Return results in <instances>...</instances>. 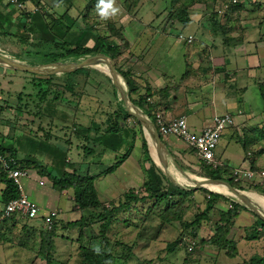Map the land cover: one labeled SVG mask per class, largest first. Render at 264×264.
Returning a JSON list of instances; mask_svg holds the SVG:
<instances>
[{"label":"rangeland","instance_id":"1","mask_svg":"<svg viewBox=\"0 0 264 264\" xmlns=\"http://www.w3.org/2000/svg\"><path fill=\"white\" fill-rule=\"evenodd\" d=\"M37 1H39V4L38 3L37 4L40 7H42V9L40 10L48 12L49 14H52L51 10H53L56 15H61L65 11L64 6L60 5V7L59 6L57 7L58 2H55V0H52L53 6L47 5L46 3L42 5L41 0H35V2ZM128 1L131 3V0ZM203 1L211 4L210 2H212L213 0L212 1L203 0ZM81 2L85 3V0H82ZM146 2H148V6L152 5L150 0H147ZM170 2L171 0H161L158 3L160 6L167 7L166 8L167 10L168 8L170 9L171 7L172 9L175 8L176 10L178 8V4L175 3L173 4ZM205 2L194 6V8H192L191 10L192 11L196 10L195 13H197L198 11H202L204 9ZM118 5L119 2L117 3V6ZM85 6L86 7L83 8L85 10V13L93 9L92 10L93 15H91V17H95L96 14H94V11L96 12V9H94V7H91L87 10L88 5ZM78 7L80 8V5H78ZM119 7H121L122 9L121 13H123L127 7L131 9V4L127 3L124 6L120 4ZM75 8L76 7H74V9ZM251 8H252L251 10L252 12H249L245 17L243 16V14H240V16L243 17L242 18L243 22L245 21L244 24L249 23L246 17H251L254 18L255 20L260 19L262 17V13L264 12V7L259 8L253 6ZM0 9L3 12H8L7 8L4 5H0ZM146 9H148V7H146ZM126 11H130V10H126ZM18 12L19 11L16 12L13 11L12 17L13 18L16 17V15H18ZM121 13L109 19L108 21L112 22L116 18L117 20L122 22L123 18H128V15L133 14L134 12H125L126 15H122ZM168 14L169 13L167 12V15ZM234 16L235 15L227 14L226 17L223 18V22H230L231 18H234ZM98 17H95V19H93V21L95 20L98 23L97 24L98 28L96 29L99 30L101 28V33H103V35H106L107 33L103 32L107 28L106 24L105 22H102L103 20L99 19ZM140 17L144 21L147 20L149 21V19L145 15H141ZM77 18H78L77 24L76 26H74V28L79 32L86 24H88V22H85V20L82 21L83 13L77 14ZM232 20H236V18ZM89 21H91V19ZM256 21L255 23H257ZM137 22L141 23V21L138 20ZM236 23L238 26H240V20L239 22ZM123 24L125 25L126 22H123ZM11 26L12 25L10 24L9 20L6 22L0 21V52L7 54L8 56L17 58L20 57L17 56V53L22 52L21 51L22 47L19 45L18 42H15L10 36L3 33L5 31L7 32L10 31L15 33L18 32L16 25H13L12 27ZM91 28H93L92 24H90L89 27L85 29L86 34H94L92 36L96 39L97 30ZM54 29H57V26H55ZM241 29L242 32L243 30L245 31V29L247 28L243 27ZM190 32H192L195 35L196 40L192 44L190 43L187 44V46L188 47H194L195 45L199 46V43H202V40H200L201 42H199V39H203L201 36V32L199 30L186 28L184 30V35H187ZM157 34L158 33L156 32V36ZM162 38L163 39H161L158 43H163L162 41L165 39L164 37ZM34 41H36L37 43L36 47L34 46L31 49L41 50L42 47L41 40L39 41L33 40V42ZM155 41H157V38H155ZM158 43L152 44L153 46L149 48V49H154V52L153 50H150V52L149 49L147 50V52H149V55L148 57L146 56V59L147 61L148 60L150 61L152 67V69L148 71L149 74L151 73V71L152 73L160 74L163 71L164 63L166 62L165 60H162V57L169 58V55H171L173 51L167 48L166 46L163 47L161 46V44L158 45ZM203 43L207 44L209 48L213 46V49L205 50V54L207 55V57H210L212 54H221L222 56H224L223 53H221V51L216 47L217 44L215 45L214 43L205 40ZM179 47H180L179 54L181 56L183 53L181 51L182 47L181 46ZM246 49L248 51H251L249 47H247ZM125 50H126L125 47H120L121 54L118 56L119 58H117V64L120 68L123 69V71L129 72V74L131 73L134 74V71L140 70V68H142L143 66L142 63L145 64V62L147 61L142 60V62L140 63V61H136L135 58L133 59L132 57L131 58L128 57L127 54L123 52ZM125 54L127 56L126 58H125ZM36 59L37 57H35L34 60ZM243 59L247 60V58H243ZM179 60L181 61V58H179ZM206 60L209 61V59L207 58ZM208 61H206L207 63L206 62L203 63V66L209 64ZM188 64H190V62ZM84 69L87 70L90 69V70L89 72L87 71V72L74 74L73 79L70 78L68 79V83L75 82L76 86L75 87L72 86V88H70L69 86L68 89H66V91L63 94L64 96L66 95V97L68 98L67 99L68 106H66L65 104H60V106L65 107L66 109L70 107L71 110L74 109L79 111V109H81V111L85 112L87 116L94 118L93 124H98L100 122L102 124H105L110 120V115H109L110 112L112 111L114 112L120 107L124 108V106L116 94L117 92L112 83L113 82L112 77L107 71H105V69L101 67L100 68L90 67ZM92 72L98 73L100 76L96 75L98 80L94 79L93 81L94 83L92 82L91 84H88L87 82ZM20 73L25 74V72L23 71L17 72V70L6 68L0 65V94L6 97L13 95V97H10L11 98L10 100L8 99V102H4V105H7L9 102L12 103V107L10 109L8 108L4 112L3 118L1 119L10 121L11 124L9 125L10 127L14 126L12 127V131H11V129L6 125V123H2V125H0V141H3L2 137L8 135L5 137V140L10 139L11 142L9 144L12 145L13 142L16 141V139H20L23 137H32L34 135H37L38 133L41 134L42 131L37 130V128L39 127V123L43 124L46 120H48L46 117H44L46 114H48L47 102L46 105L44 104L43 106L42 104L41 108H39V109L45 108V112L39 111V113L35 114L34 102H32V104L29 107L30 109L29 111H31V113H28L27 110H23L22 112L17 111V106L19 104L17 95L23 83L22 75ZM259 75L260 72L258 73V76ZM123 77L125 76L123 75ZM53 78L56 81V83H53L50 86L47 101H51V99L53 98V93H55L58 83H66V80L64 79L65 74L56 75ZM224 79L226 78L222 76L220 78V81L223 82L222 80ZM237 81L238 80L236 81L232 80V82H229L230 89H228L229 92L228 94L230 95V97H232L235 93L241 95L243 94L245 98V94L242 93L244 91V86L240 85L234 87ZM240 82L241 84H246L245 77H242ZM219 87L220 86H218V89ZM233 87H234V91L232 90ZM222 89L224 92L226 91V88H222ZM246 96L247 99L245 98L246 100H244L243 102L241 101L238 102L235 100L234 101L235 106H232V102L229 99L225 102L226 110H230V113L233 114L236 121V125L233 128H227L223 131L222 137L216 149V154L218 157H220V160H225L230 162L229 163L230 165L235 166L236 168H240L243 172L250 170V168L251 169L254 168L253 170H255V172H258L264 170V111H263L264 101L260 96L259 90L254 87H249V93H247ZM130 97H131V93H130ZM132 97H137V94H133ZM218 101H220V99ZM93 103L95 105H93ZM82 107H85V110H82ZM243 108H244V113L242 112L239 113V111ZM34 114H35V118L37 119L36 122H33ZM134 118L132 116V118L128 120V122L132 126L136 125V120ZM201 126L202 125H196V127H192L189 124V130L192 133L199 134L202 131ZM80 129L81 132L78 131L79 132L78 138L75 137L76 135L75 136H72V134L68 135L70 137L69 139L73 140V147H75V144H77V141L75 139H78V141H80L79 144H81L82 142L87 143L85 139L86 136L84 134L85 130L83 128ZM128 130L131 132L129 128L122 129V132L124 133L123 135L126 137L129 135V132H127ZM231 131H234V133L232 134L233 138H230ZM60 138L62 141L59 142H63L64 138L63 137ZM165 138L170 146L172 142L173 143L177 141L182 142L176 136H168ZM245 141L248 143L246 147L244 144ZM126 148L123 146L121 150L118 149L116 153H113L114 157L111 158L109 162L113 163L115 160V155L121 156L125 152ZM140 151L138 150V148L135 149L134 157L136 159L138 158L137 153H139ZM176 155L179 158L176 159L177 164L187 173L193 172L198 176L211 177L208 176V173L205 172L206 170L205 167H202V165H198V161H199L198 155L194 151H192L189 147L186 148V157L189 161L182 160L179 154ZM72 158H74L75 160L77 159V157L74 156ZM175 168L176 167H173V171L175 172V175L179 177L183 185L189 183L192 184L191 180H188V178L185 175H183V173H181V171H179L178 168L176 169ZM192 177L194 178V176ZM111 180L112 178L110 179L109 176L104 177L103 180H98L97 188L99 190H102L101 187L109 186L111 184L110 183ZM166 180L168 181V179ZM235 180L239 181V179H235ZM242 181H244L245 184L248 185L252 184V185L249 189H243V188L240 189L247 190L264 197L263 195L264 182H262L260 178L248 180L247 178L244 177ZM168 182L170 183V181ZM116 186L118 187L119 190L122 189L121 186L119 185ZM187 186L192 187L191 185H187ZM111 187L114 186L111 185ZM257 187L260 188L256 189ZM118 189L114 188L113 190L115 192H118ZM201 189H206L207 191H211L210 189L205 187H200L198 189H190L189 191L197 190V192L195 191L194 194H191L190 197V199H192L193 201H195V203L196 202L197 203L196 204L194 203L193 204L194 207L191 208V210H189L188 212L186 211L185 214L183 212V210L185 211L184 208L185 206L181 203V200L180 202L178 201L179 199L178 197H176L174 200L169 199L164 203L163 202L159 203L156 199L153 200L151 198L141 199V200L139 199L140 201L132 200L130 207L124 210H120L121 212L119 213L120 220H118L119 217H117L116 219L108 221L107 219H103L99 215L100 213L97 212L95 209L84 210L83 218L85 219L84 225L86 226L80 227L82 229L79 228L68 229V227L66 226L67 222L63 223V228H60V226H58V228H60L59 231L60 234H63L64 237L67 235V237L64 241V239H62L60 236L59 240H57L58 247H56V245L54 244L53 250L50 251V255L51 257H53L52 264H81L84 247H88V248L95 247L97 249L104 248L105 251L111 252L114 255V257H116V259H118V257L120 256L118 261L121 264H235L250 260L251 256L254 254H259L263 256L264 255V225L257 226V230L260 232V237L256 241L249 240L253 235L252 234L253 227L254 225H256L255 222L258 221L257 217L259 216H257L252 211L248 210L244 205L236 201L235 198H233L227 192L221 194L224 198L220 199L218 203V208L213 209L209 212L207 219L203 220L200 224H192L189 225L188 227H186L185 225L183 226L182 224L183 218H180V216H184L185 218V216L187 215V219L185 221H191V220L193 221L194 216L198 213L196 208H203L204 206H201L202 202L205 201V197L206 199H208L209 195L206 194L205 191H202ZM215 192L217 193V191ZM138 193L139 194L137 195H139V197L146 194L144 192V188L142 189L139 188ZM125 200L126 198H124V200L121 201L119 204L124 203ZM113 206H115L114 203H112L109 209H111ZM230 206L236 207L238 208V210H241L239 209L240 207L242 208L245 207L246 209H242L240 211L241 214L237 218L236 225L232 229H229L230 230L229 232H227V230L225 231L222 229L224 227L223 225L225 224L224 221L221 220L220 218L221 217L220 209L221 208L226 209ZM3 208H4V201L2 200V202L0 201V215L2 213ZM166 212H168V215L171 218L170 220H166L162 217V214L164 215ZM15 217L17 218L9 217L8 219H4L3 221L0 222V235L3 233L1 232L2 230L1 226L3 225L4 229H6L5 233H3L5 239L13 243V245L5 244V246L3 247L4 251L8 253H14L11 259H14L15 264H32L31 260L33 259V257H35L32 255V251L36 254V256L39 255L38 257L42 258L41 261L38 262L37 264H47V260L45 256H43L42 253L39 251L40 241H38V235L35 233L38 232L37 229L38 230L40 229L39 228L35 229V227H33L30 224L29 219L23 216L18 215ZM69 218L70 217H67L65 218V220L67 221L69 220ZM104 220L106 221V223L107 221L109 223V229H107L106 232H104L102 229L104 225L103 224ZM126 220L128 221L126 222ZM219 227L222 231L219 229ZM31 229H35V230L33 231ZM41 229L46 230L49 228H47V226L45 227L42 224ZM29 233L31 234V236H28ZM33 234H35V237H33ZM218 235L224 237L228 241L234 242V244L237 247V254L234 255V257L229 256V252H231L233 248V247L231 248V246H233V244L228 245L226 249V247H224L222 243H220L219 245L217 243L211 242V239L217 238ZM70 239L74 240V243H72V240ZM176 240H180V241L176 242ZM107 241H109V243H107ZM63 243H67V244L63 246ZM24 245H26L28 249L24 247ZM168 246H171V248ZM47 248L51 249V247L49 246L46 247V250ZM228 248L230 249V251L228 250ZM128 254L130 257L127 256ZM47 255H49V253H47ZM0 258L3 260L1 256V252H0Z\"/></svg>","mask_w":264,"mask_h":264},{"label":"crops","instance_id":"2","mask_svg":"<svg viewBox=\"0 0 264 264\" xmlns=\"http://www.w3.org/2000/svg\"><path fill=\"white\" fill-rule=\"evenodd\" d=\"M66 1L69 4H72V0H61L58 3L57 7L61 4L64 6L68 5V3L66 4ZM81 1L82 0L72 1L75 5H73L72 8L68 9L69 14L76 20L78 19L77 14L80 13H83V17L84 15H88L87 18L91 19V15H93V9L85 13V10L83 8L86 7V4ZM146 1L147 0H131L130 3L128 0H116V3L119 2L118 6H120V4L122 6L127 3L131 4V9L127 7L124 12L121 13L122 15H126L125 12H134V15H128V18H123L122 22L115 18L113 20V24L118 31L120 30L119 32L121 33V36L126 39L125 41L129 43V48L127 50L128 57H132L133 59L135 58V60L140 61V63L142 62V60L147 61L146 56L148 57L150 50H153L154 52V49L149 48L153 46L152 44H157L161 39H163L162 37H164L165 40L162 41L163 43H158V45L161 44V46H166L170 50H173L172 54L169 55V58L162 57V60H165L166 62L164 63L163 71L160 74L152 73V71V74H149L148 71L152 69L149 60L145 62V64L142 63L143 66L142 68H140V70H135L136 72L134 71L137 76H134L133 78L141 87V91H146V86L149 85V87H151L154 91V99H156L157 102L161 103V106L156 110L155 114L161 112L167 119L186 116L188 123L192 127H196V125H202V130L206 125L213 123V119L216 114L230 112V110H226L225 104L228 99L232 102V106H235V100L238 102H243L247 99L246 95L247 93H249V87L257 88V82L262 80L264 81L263 18L256 19V21L254 18L246 17L249 23L245 24L244 27L247 29H245V31L243 30L242 32L241 26L244 25L245 21H242V25L240 24L241 26L237 25L235 29L231 28L229 32L227 30L218 32L219 26H206V24H204V11H198L197 13H195L196 10H194L191 12V18H193V20H191L187 25H183L177 22V24H174V27H171L170 29L164 31L163 27L165 25V20L168 12L166 9L167 7L159 5L158 2H160L161 0H150L152 3L151 6H148V2ZM78 5H80V8L78 7ZM74 7L76 8L74 9ZM77 7L79 9H77ZM146 7H148V9H146ZM251 10V7L246 8L242 12L243 16L245 17L249 12H252ZM51 11L52 14H55L53 10ZM94 13L97 12L94 11ZM141 15H145L149 19V21L142 20V18L140 17ZM263 15L264 12L262 13V17ZM232 19L234 18H231V20ZM137 20L141 21V23L137 22ZM82 21H84V19H82ZM255 21L257 23H255ZM123 22H126V24L124 25ZM215 27L217 29L212 30ZM186 28L199 30L201 32V36L203 39H199V42H201L200 40H202V43H199V46H187V44L189 43H194L196 37L192 32L184 35V30ZM103 32H106V35L109 36L110 39H118V35L112 36V33L108 28H106ZM156 32L158 33L157 36ZM92 35L94 34H84L81 38L82 43H88L89 45L94 43L95 38ZM189 37H193V40L188 41ZM155 38H157V41H155ZM204 40L212 42L215 45L217 44L216 47L221 51V53H223L224 56H222L221 54H212L210 57H207V55L205 54V50L213 49V46L209 48L207 44L203 43ZM179 46L182 47L181 51L183 53L181 56L179 54ZM247 47H249L251 51H248L246 49ZM148 49L149 52H147ZM242 57L247 58V60L243 59ZM179 58H181V61L179 60ZM206 58L209 59V61L206 60ZM206 61H208L209 64L203 66V63H205ZM189 62L190 64H188ZM259 72L260 75L258 76ZM222 76L226 78L224 79L225 81L222 80L223 82L220 81V78ZM242 77H245L246 84H241L240 81ZM255 77L258 80H256ZM232 80H238L235 83L234 87L240 85L244 86V91L242 93L245 94L246 99L244 98L243 94L241 95L238 93H235L232 97H230V95L228 94V89H230L229 82H232ZM165 86H167L169 90L168 96H162L157 92L159 88H163ZM218 86H220L219 89ZM234 87L232 88L233 91ZM156 88L158 89L155 90ZM222 88H226V91L224 92ZM2 97L3 96L0 94V98ZM219 99L220 101H218ZM93 105L95 104L93 103ZM82 110H85V107H82ZM241 112L244 113V108L239 111V113ZM69 113L72 116L70 118L76 121V126H74L76 133H72V136L76 135L75 137L78 138V131L81 130L80 128H83L86 132L85 133L83 131L86 136L85 139L87 143L82 142L81 144H79L80 141H78V139H75L77 141V144H75V147H73V140H70V137L65 136V134L64 136H60L64 138V141L59 142L62 140L57 135H62L63 133H61V131L58 132L56 123L58 122V120H61V118H57L56 109L54 108H51L49 113L44 116L48 119L44 122L45 125L51 124V121H53V123L55 124L53 130L54 134L50 135V138L48 139L49 141H46V145H39V147H37L38 149H35L31 146L30 142H27L28 137L16 139V141L13 142L12 145L9 144L11 142L10 139L5 140V137L8 135H3V141H0V143L2 142L1 144L4 146H12L13 148L17 147L19 158L23 160H35V164H37L38 166H34L31 168L29 167L31 175L24 179L26 192L29 197L41 207V213L48 214L51 211H56L57 214L53 218V224L55 223V221H57V224L59 223L58 225L60 226V228H63L64 222L82 219L84 216V209H81L79 205H77L75 201L74 191L71 188H65L61 190L56 186H53V182L51 178L46 175V172L62 174L64 171L72 172L73 170H78L82 174L92 175L101 173L108 167L112 166L114 162H116L117 158L119 157L118 155H115V160L113 163L109 162V160L114 157L113 153H116L118 149L121 150L123 146L126 148V146L128 145L127 148L129 147L132 137V132L130 133L131 136L130 134L128 135L129 137L124 136V133L122 132L121 135H123L124 137L123 143H116L114 135L108 132L107 123L102 124L100 122L98 123L99 128H97L96 124H93L94 118L87 116L85 112L81 111V109H79V111L70 109ZM66 117L67 116H65V119ZM1 118H3V116ZM1 118L0 125H2V123H6V125L12 131V127L14 126H9L11 125L10 121L2 120ZM152 119L157 125L156 120L153 117ZM118 121L119 119L117 120V122ZM140 125L147 140L149 155L156 166H158L162 171V168L159 166L157 161V155L153 151L154 145L150 139V136L145 131L141 122ZM130 126L132 125L130 124ZM91 129L93 130V132ZM232 134L233 133L231 131L230 138H233ZM161 137L176 159H179L176 155L179 154L182 160L189 161L186 157V148L188 147L183 140L176 136L182 142H172L170 146L165 138L168 136L161 135ZM139 138L140 137L138 136L137 140L135 141V146L128 158L115 171L107 174H102L95 179V185L97 188L98 180H103L104 177L107 176H109L110 179L112 178V180L110 181L111 184L109 186H102V190H99L97 188L99 198L103 204H119L124 200L126 192L130 190L138 192L139 188H143L144 183L147 179V168L150 167V163L148 161H145V154L141 148L142 142ZM85 145H87L86 148H84ZM59 148H62L66 151V160L62 159V152L59 150ZM136 148H138L139 151L141 149V151L137 153V159L134 157V151ZM73 156L77 157V159L75 160L74 158H72ZM218 159L220 160V157H218ZM220 161L223 164L230 163L225 160ZM162 173L164 174L163 171ZM111 185H113L114 187H111ZM116 185L121 186L122 189L119 190ZM5 187L6 183L0 177L1 202L3 200L2 192ZM114 188H117L118 192H115L113 190ZM64 217L70 218L66 221ZM29 221L30 224L35 227V229H40H37L38 232H35L38 235V241H40V231H42L41 226L43 224L42 220L34 219ZM1 228V232L5 233L6 229H4L3 225L1 226ZM60 228L58 229L59 236L57 235L55 241L56 247H58L57 240H59L60 236L62 239H64V241L67 237V235L64 237L63 234H60ZM35 229L31 230L34 231ZM68 229H70V227H68ZM3 233L0 235V252L3 258V260L0 258V263L15 264L14 259H11L14 253H8L3 249L5 244L13 245V243L5 239ZM28 236H31V234L29 233ZM33 237H35V234H33ZM72 243H74V240H72ZM66 244L67 243H63V246H65ZM24 247H26V245H24ZM32 255L35 256L31 260L32 264H37L41 261L42 258L38 257L39 255L36 256L33 251Z\"/></svg>","mask_w":264,"mask_h":264},{"label":"trees","instance_id":"3","mask_svg":"<svg viewBox=\"0 0 264 264\" xmlns=\"http://www.w3.org/2000/svg\"><path fill=\"white\" fill-rule=\"evenodd\" d=\"M61 0H55V2H60ZM71 1V0H70ZM73 1V0H72ZM71 1L72 4H69L66 1V4L68 5H62L65 7V12L61 15H56L55 14H49L48 12H45L43 10H37V11H28L24 10L21 8L16 7L15 5L11 3H5L3 0H0V5H4L8 12H3L0 9V21L1 22H6L10 21V24L16 25L18 32H10V31H5L3 32L4 34L10 36L15 42H18L19 45L22 47V52L17 53V56H20L24 59H27L29 62H51V61H56L59 59H64V60H76L81 56H84L86 54H94L97 52H103L108 54L115 63L116 68L125 76V78L128 81L129 88H130V93L131 97L133 94H137V97H132V100L135 102L136 105H138L141 109H143L148 115L153 117L156 122V110L161 106L160 102H157L156 99H154V91L152 90L151 87L146 86V91L142 92L141 87L137 84L136 80L133 78L136 75V71L131 74L129 72L123 71L122 68H120L117 64V58L121 54L120 47H125L126 50H128V42H126L125 38L121 36V33L116 29L115 25L113 24L114 22H109L108 20H103L102 22H105L106 27L110 29L112 36L118 35V39H110L109 36L103 35L101 33V28L97 30L98 28V23L97 21H93L95 17H98L97 13L95 17L87 18L88 15H84L83 19L85 22H88L79 32L74 28V26L77 24V20L73 17L70 16L68 9L72 8L73 5H75ZM212 1V0H211ZM264 0H237L234 2L233 0H213L210 2L211 4L203 1V0H171L170 3H175L178 4V8L175 10V8L172 9V7L169 9L168 8V15L165 20V25H164V31L170 29L171 27H174V24L181 23L183 25H187L191 20H193L191 9L194 8V6L205 2L204 9V24L206 26H214L217 25L219 26V31H230L231 28L235 29L237 23L240 20V24L243 21V17L240 16L242 12L249 7H259L263 8L264 7ZM5 3V4H3ZM39 4V1H37ZM42 5L47 3V5L53 6L52 0H41ZM97 0H85V4L88 5V8L96 6ZM58 5V4H57ZM60 7V6H59ZM42 9V7H41ZM77 9H79L77 7ZM13 11H19L18 15L16 17H12V12ZM171 12V14H170ZM227 14L235 15L234 19L236 20H231L230 22H223V18L226 17ZM53 15V16H52ZM100 19V17H98ZM264 20V15L260 19ZM262 21V20H260ZM92 24L94 30H97V38L94 40V43L88 44V43H82L81 38L84 34H86L85 29L89 27V25ZM11 26V27H12ZM55 26H57V29H54ZM170 26V27H169ZM241 26V25H240ZM245 26L242 25L241 27L243 28ZM91 28V29H93ZM75 29V30H74ZM217 28H213L212 30H216ZM56 30V31H55ZM119 32V34H118ZM217 32V33H218ZM264 37V34H263ZM33 40H41L42 42V47L41 50H32V47H36V41L33 42ZM123 51L124 53L127 54L128 52ZM125 54V58L127 57ZM35 57H37L36 60ZM90 69H79L75 72L72 73H66L65 74V80L66 83H58L57 89L55 93H53V98L51 101L48 100V94H49V89L50 86L53 83H56L53 77L56 75H50V76H40L36 75L33 73L25 72V74L20 73L22 75V87L20 91L18 92V100L19 104L17 106V111L22 112L23 110H27L28 113H31L29 111V107L34 102V113L37 114L39 111L45 112V108H41L42 104L46 105L47 102V108H48V113L50 109L54 108L56 109V114L57 118H61V120H58L56 123L58 127V132L61 131L63 133L62 135H57V136H68L69 134L76 132L74 129V126H76V121L74 119H71L72 117L69 113V109H66L65 107H61L60 104H65L68 106V101L66 95L64 96V92L68 87L70 88L75 87L76 83L71 82L68 83V79H73L74 74L82 73V72H89ZM18 72V71H17ZM97 72V71H96ZM92 72L91 76L88 79V84H91L94 79L98 78L97 76H100L98 73ZM72 76V77H71ZM110 77V76H108ZM111 79V78H110ZM102 80V79H100ZM72 81V80H71ZM94 83V82H93ZM113 83V82H112ZM140 88V89H139ZM156 88L155 90H157ZM257 89L259 90L260 96L262 100L264 101V81H258L257 82ZM73 90V89H71ZM70 90V91H71ZM69 91V92H70ZM68 92V93H69ZM157 92L162 95V96H168L169 95V90L168 87L165 86L163 88H159ZM17 94V93H16ZM5 97V98H4ZM13 97L11 96H3L0 98V118L3 116L4 112L9 108L12 107V103H8L7 105H4V102H8V99L10 100ZM34 100V101H33ZM14 107V106H13ZM68 110V111H67ZM264 111V109H263ZM35 114L33 117V122H36L37 119L35 118ZM110 115V120L107 122L108 126V132L114 135V138L117 142H122L123 143V135L122 134V129L124 128H129L132 132V137L130 140L129 147L126 149V151L117 158L116 162L101 173L98 174H82L78 170H73L72 172L64 171L62 174H55L53 172H46L47 176L51 178L53 182V186H56L57 188L63 190V189H69L71 188L74 191V196H75V201L77 205L81 209L84 210H90V209H95L97 212H99L100 216L103 219H107L108 221L116 219L119 217L118 220H120V215L119 213L120 210H124L128 207L131 206V201H138L139 199H153L157 200L159 203H164L169 199L174 200L176 197H178V201L185 206V211L183 210L184 214L185 212L191 210L193 208V204L195 201L190 199L191 194H194L195 191H189L185 190L179 187H176L172 184H170L167 180L165 175L162 173V171L159 169L158 166L154 163V161L151 159L149 155V148L147 144V140L143 134V130L141 128L140 122L138 119L134 118L136 120V125L130 126V123H128V120L132 118L128 114L125 108L120 107L116 111H112L109 113ZM39 116V115H38ZM65 116L66 119H65ZM74 118V117H73ZM116 119V120H115ZM119 121L117 122V120ZM72 120V121H70ZM51 124L45 125L44 123H39V127L37 130L42 131L41 134L34 135L32 137H28L27 142H30L31 146L34 147L35 149H38L39 145H46V141H49L48 139L50 138V135L54 134V123L53 121L50 122ZM98 124H96L97 126ZM236 125V124H235ZM233 125L230 128L235 127ZM101 126V125H100ZM128 126V127H127ZM41 128V130H40ZM99 128V125L97 126ZM44 132V133H43ZM129 134L131 133L129 130L127 131ZM234 133V131H232ZM46 134V136H45ZM140 137L139 139L141 140V148L142 151L145 154V161H148L150 163V167L147 168V179L144 183V192L146 194L142 195L139 197L138 192L134 190H130L125 194L126 200L122 204H115L111 209H109L112 205L110 203L109 205L103 204L99 198L98 190L95 185V179L102 175V174H107L115 171L130 155L132 152L134 146H135V141L137 140V137ZM69 140V139H68ZM250 140V139H248ZM245 147L248 145V143L245 141L244 142ZM87 145L84 146L86 148ZM192 151L196 153V150L194 148L189 147ZM59 150L62 152V159L66 160L67 154L66 151L63 150L62 148H59ZM0 154H9L15 156L19 163L22 164L24 167H34L38 166L35 164L34 159L30 160H23L18 157L17 153V147H9V146H4L0 143ZM197 154V153H196ZM199 158L198 165H202V167H205L206 170L205 172L208 173V176L214 177V178H227L233 186L243 188V189H249L252 184L248 185L245 184L244 181L239 180L236 181V167L230 165V164H223L221 166H218L217 168H214L212 164H209L207 161L204 159ZM254 169V168H253ZM40 170V169H39ZM45 172V171H43ZM0 177L3 179V181L6 183V187L2 192V199L4 201V205L14 197H17L19 195L18 188L14 184L13 180L10 179L7 175L6 172L0 170ZM260 187H257L258 189ZM202 191H205L206 194H208V199L205 197V201L202 202L201 206H204L203 208H196L198 213L194 216L193 221H185L187 219V215L185 216H180V218H183L182 224L183 226L185 225L188 227L189 225L192 224H200L203 220L208 218V214L211 210L218 208V203L220 199L224 198L221 194L212 192V191H207L206 189H201ZM264 195V194H263ZM207 196V195H206ZM139 200V201H140ZM197 203V202H196ZM195 203V204H196ZM237 205V204H236ZM239 209H246L245 207H240ZM238 208L230 206L226 209L221 208L220 213H221V220L224 221L223 225L224 227L222 228L223 230H227L229 232V229H232L237 222V218L240 216V211ZM117 214V215H116ZM14 216V217H13ZM15 216H18L16 213L13 214L10 218H17ZM162 217L166 220H170V216L168 215V212H166L164 215L162 214ZM258 221L255 222L256 225L253 227V235L249 240L256 241L260 237V232L257 230V226H263L264 225V220L261 218L257 217ZM117 220V221H118ZM85 219H79V220H73L70 222L66 223L67 227L70 228H79L84 227L85 224ZM106 223L104 220V225L102 227L103 231L106 232L107 229H109V223ZM128 220H126L127 222ZM208 222V221H207ZM58 224L57 221L52 225L51 228L42 230L41 231V237H40V249L39 251L42 253L43 256H45L47 260V264H52L53 257L50 255V251L53 250L54 244H55V238L58 235ZM197 226V225H196ZM55 228V230H54ZM220 229V227H219ZM221 230V229H220ZM222 231V230H221ZM225 233V232H224ZM221 235V234H220ZM222 236V235H221ZM218 235L217 238H212L211 242L217 243L226 247L228 245H232L231 252H229L230 257H234V255L237 254V247L234 244L233 241H228L224 237H221ZM53 240V241H52ZM180 240H176L178 242ZM109 243V241H107ZM109 245V244H107ZM49 246L51 249L46 250V247ZM171 248V246H168ZM230 251V249L228 248ZM49 253V255H47ZM130 254V253H129ZM129 254L127 255L128 257ZM120 257V256H119ZM118 257V259H119ZM116 257L111 252H107L104 250V248L97 249L95 247H84V252L82 255V263L81 264H121ZM235 264H264V255L261 256L259 254H254L251 256L250 260L244 261V262H239Z\"/></svg>","mask_w":264,"mask_h":264},{"label":"water","instance_id":"4","mask_svg":"<svg viewBox=\"0 0 264 264\" xmlns=\"http://www.w3.org/2000/svg\"><path fill=\"white\" fill-rule=\"evenodd\" d=\"M0 65L13 70L29 72L40 76L61 75L90 67H101L105 69L112 77L115 90L128 114L138 119L150 136L156 150L158 164L172 185L185 190L205 187L212 192L217 191L219 194L227 192L235 198L236 201L264 220V206L251 197L249 194L250 191L237 188L233 186L229 180L224 178L198 176L193 172L187 173L177 164L175 156L163 141L152 117L139 108L131 99L127 79L123 77L122 73L116 68L113 59L108 54L97 52L94 54H86L76 60L59 59L51 62L35 63L24 60L21 57L14 58L0 52ZM173 167L178 168L188 180L192 181V184L183 185L179 177L175 175ZM192 176H194V178ZM211 184L217 185L221 189L211 188ZM187 185H191L192 187Z\"/></svg>","mask_w":264,"mask_h":264},{"label":"built area","instance_id":"5","mask_svg":"<svg viewBox=\"0 0 264 264\" xmlns=\"http://www.w3.org/2000/svg\"><path fill=\"white\" fill-rule=\"evenodd\" d=\"M233 1L236 2L237 0ZM3 2L11 3L18 8L28 11L41 9L35 0H3ZM189 39L192 40V37ZM156 119L160 134L163 136L175 135L179 137L186 143L187 147L194 148L197 155L209 164H212L214 168L223 165L216 156V149L223 131L236 124L232 113L216 114L213 123L206 125L199 134L192 133L189 130L186 116L167 119L161 112H158ZM0 170L7 173L19 191V195L11 198L4 206L0 215V222L16 213L29 220L41 219L45 227L51 228L54 222L53 218L57 214L56 211H51L48 214L41 213V207L26 192L24 179L31 175L30 169L22 166L15 156L0 154ZM235 173L236 179L239 180H243L244 177L248 180L260 178L264 182V170L255 172V170L250 168V170L243 172L240 168H236Z\"/></svg>","mask_w":264,"mask_h":264},{"label":"clouds","instance_id":"6","mask_svg":"<svg viewBox=\"0 0 264 264\" xmlns=\"http://www.w3.org/2000/svg\"><path fill=\"white\" fill-rule=\"evenodd\" d=\"M95 8L100 19L105 21L117 16L122 11L121 7L117 6L116 0H97ZM189 38L188 41L193 40V37L192 40Z\"/></svg>","mask_w":264,"mask_h":264},{"label":"bare ground","instance_id":"7","mask_svg":"<svg viewBox=\"0 0 264 264\" xmlns=\"http://www.w3.org/2000/svg\"><path fill=\"white\" fill-rule=\"evenodd\" d=\"M153 151H154V153L156 154V151H155V149H154V147H153ZM179 173V172H178ZM177 174V173H176ZM211 186V188H214V189H221L219 186H217V185H210ZM250 195H251V197L253 198V199H256L258 202H260L263 206H264V197H262V196H260V195H258V194H255V193H252V192H250L249 193Z\"/></svg>","mask_w":264,"mask_h":264}]
</instances>
